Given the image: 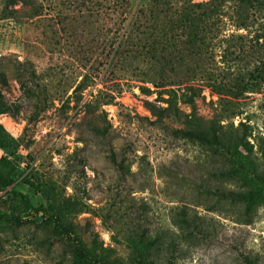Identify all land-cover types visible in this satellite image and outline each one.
Masks as SVG:
<instances>
[{"label":"rangeland","instance_id":"1","mask_svg":"<svg viewBox=\"0 0 264 264\" xmlns=\"http://www.w3.org/2000/svg\"><path fill=\"white\" fill-rule=\"evenodd\" d=\"M40 2V18L0 20V100L10 109L0 115V158L17 164L13 183L0 192V213L22 222L0 225V264L73 262L71 248L44 226V198L24 184L32 170L60 200L77 201L79 211L67 223L88 246L96 240L111 262L138 264L126 241L134 230L158 240L148 264H264V198L250 211L238 202L231 193L252 187L219 176L230 164L184 138L178 132L182 118L156 115L169 106V94L139 89L157 76L151 67L159 53L136 41L122 63L109 67L104 35L87 10ZM132 2L135 10L143 0ZM232 32L249 35L244 42L250 52L230 55L235 66L227 70L244 74L255 87L236 99L205 87L195 114L227 139L243 137L264 178V39H251L264 28L228 27ZM190 50L164 63L165 76L184 80ZM207 56L226 68L219 51ZM83 82L86 88L75 91ZM96 126L108 128L107 137L97 135Z\"/></svg>","mask_w":264,"mask_h":264},{"label":"trees","instance_id":"2","mask_svg":"<svg viewBox=\"0 0 264 264\" xmlns=\"http://www.w3.org/2000/svg\"><path fill=\"white\" fill-rule=\"evenodd\" d=\"M59 1L61 3L57 6H62L63 9L73 7L81 13L83 10L88 11V16L93 20L92 26L104 35L103 43L109 67L112 63H122L123 57L131 54L129 48L136 41L151 53H159L160 58L154 56L156 64L150 66L152 71H156L157 76L153 79L148 78L149 82L139 86L140 91L145 94H169L167 100L169 106L157 109L156 115L162 119L173 112V118L179 121L182 118L184 121L182 128L178 130L184 138L209 149L213 155L224 158L230 166L227 171L220 172L219 176L233 180L238 177L244 185L252 187L251 190L231 193L238 202L247 205L249 211L252 210L264 198V178L257 173L254 163L249 158L250 144L243 137L227 139L223 132H219L212 125L205 126L195 112L197 100L202 97L205 87L235 99L253 91L255 87L253 80L247 81L242 73H234L231 76L227 70L235 66L228 60L234 52H238V59L249 54L250 48L244 42L249 35H236L234 32L227 34L226 31L231 27L237 31L250 32L256 26L258 30H262L264 0H208L200 3L194 0H143L141 7L135 10L132 0ZM42 11L43 3L40 0H0V20H19L24 17L37 19L42 16ZM254 38L259 43L260 38L264 39V33L251 37ZM187 47L192 49L190 52L193 54L187 60L191 64L188 72L186 69L187 76L184 80L179 82V75L173 78L165 76L164 63L169 64L171 59L173 63L174 55L177 52H185ZM217 51L221 53V62L226 65L225 69L211 63L210 61L215 60H210L207 56L211 53L216 55ZM195 58H199L200 61L195 62ZM192 64L197 66L193 67ZM259 71L256 69L254 73L260 75ZM250 76L253 77V74ZM22 88L30 96L31 91L25 89L23 85ZM85 88L83 82L75 91ZM80 101L76 107L80 105ZM179 104L191 107L192 112L186 115L180 110ZM9 110V107L0 100V115ZM93 130L102 137L109 134L108 128L96 126ZM240 149L242 154L236 155ZM16 169L17 164L14 161L7 157L0 158V192L11 186ZM34 173L32 170L24 178V184L44 198L46 202L44 226L71 248L74 255L71 264H116L108 259L104 251H100L96 240L92 246H88L76 234L73 226L67 223L68 216L79 211L77 201L70 198L60 200L55 187L48 186L35 177ZM16 196L25 199L21 194ZM21 223L20 217L0 213V225L18 226ZM126 241L137 263L148 264L149 251L158 240H151L146 235H139L131 230Z\"/></svg>","mask_w":264,"mask_h":264}]
</instances>
